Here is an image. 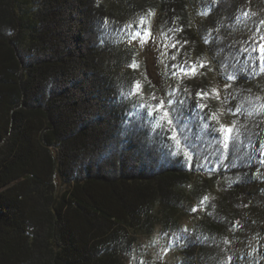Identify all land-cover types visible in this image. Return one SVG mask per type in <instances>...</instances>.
<instances>
[{
	"label": "trees",
	"instance_id": "16d2710c",
	"mask_svg": "<svg viewBox=\"0 0 264 264\" xmlns=\"http://www.w3.org/2000/svg\"><path fill=\"white\" fill-rule=\"evenodd\" d=\"M209 1L0 0V264H159L141 243L158 227L180 264H264V46L222 64L237 38ZM154 24L155 52L133 43ZM177 82L207 135H252L246 170L231 139L198 166Z\"/></svg>",
	"mask_w": 264,
	"mask_h": 264
},
{
	"label": "rangeland",
	"instance_id": "374dc122",
	"mask_svg": "<svg viewBox=\"0 0 264 264\" xmlns=\"http://www.w3.org/2000/svg\"><path fill=\"white\" fill-rule=\"evenodd\" d=\"M208 5L214 6V12L220 16L224 26H226L223 31H220L218 40L229 42L232 38H237L234 39L237 41L233 43V46L229 47V53H220L221 55L219 56L224 57L222 64L227 62L225 61L226 59H230L229 62L233 66L231 68H236V64H239L241 58H246L253 52L254 46L260 42L264 46V0H259V3L257 1L242 3L235 0H210ZM79 23L82 24V19L78 13H74L66 22L67 25L72 26H77ZM251 24L255 29H249V25ZM149 30L151 32L148 38L143 39L140 37L141 39L135 40L133 43L140 45L144 42L147 49L154 50L155 52L159 46L161 33L155 24L154 27H151ZM244 46L246 48L245 54L243 55L242 51ZM222 48L223 47L219 46L218 51H222ZM75 79L74 83L79 87V91H81V89L83 91L81 94L82 97L89 99L94 93L90 88V83L85 77V74L77 78L75 77ZM173 80L178 81L177 79ZM182 84L183 83L177 82L176 85L170 83L166 86L171 101L173 102L172 108L175 110L176 114V122L180 134L179 141L185 143V145L190 147L194 152L198 166L202 165L208 167L210 164L217 161L219 157L222 158L223 155L227 153V140L230 141L229 139H231L234 141V144H236L233 148V152L230 154V160L227 162V164H229L228 170L230 172L236 171L237 174L241 173V170H246V161L250 159V155L254 153L252 151L249 152L250 148L247 147L249 146L252 135L250 134L251 137L247 135L244 141L245 143H242V133L239 132L238 128L233 130L235 126L232 124H228V129L231 131L230 138L218 134H213L212 137L207 135L203 123L196 120L193 116L195 112L193 107H188L187 101L190 93L188 87H186V85L182 86ZM100 102L99 97L95 98V105H100ZM108 150L109 146L104 149V152ZM254 172L257 173V171ZM59 185L64 188L66 184H64L63 181H59ZM191 223V218H183L184 227L191 225ZM169 236L170 235L162 231L161 227H158L154 233L141 236V243L147 248L149 258L160 261L159 264H180L181 254L178 250L172 248ZM239 250H242V253L246 254V245L239 247ZM243 254L238 255L240 256ZM129 264H134V261L130 260Z\"/></svg>",
	"mask_w": 264,
	"mask_h": 264
}]
</instances>
